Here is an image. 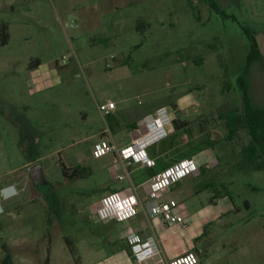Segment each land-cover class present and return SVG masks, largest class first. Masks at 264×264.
Returning a JSON list of instances; mask_svg holds the SVG:
<instances>
[{
	"label": "rangeland",
	"instance_id": "rangeland-1",
	"mask_svg": "<svg viewBox=\"0 0 264 264\" xmlns=\"http://www.w3.org/2000/svg\"><path fill=\"white\" fill-rule=\"evenodd\" d=\"M213 1L224 15L208 0H0V30L6 24L9 34L5 44L0 35V187L18 190L0 200V258L4 243L13 264H75L65 239L104 250L116 241L118 231L103 220L127 219L95 214L113 191L95 202L101 189L126 183L118 168L128 164L118 156L124 145L113 140L118 151L93 154L108 127L98 104L138 113L178 106L187 95L190 104L178 115L201 114L214 126L223 124L219 113L240 106L236 78L248 32L264 53V0ZM246 83L252 104L264 108V57L250 66ZM247 140L240 129L214 143L219 165L197 178L216 183L202 197L224 191L225 181L236 206L207 227L200 242L207 264H264V165L239 168ZM34 163L47 180L39 186L29 174ZM77 165L90 173L68 177ZM85 253L78 264L96 260Z\"/></svg>",
	"mask_w": 264,
	"mask_h": 264
},
{
	"label": "crops",
	"instance_id": "crops-1",
	"mask_svg": "<svg viewBox=\"0 0 264 264\" xmlns=\"http://www.w3.org/2000/svg\"><path fill=\"white\" fill-rule=\"evenodd\" d=\"M261 53L264 57V53L262 51ZM188 100L187 95H183L182 98L178 99L176 110L171 106L175 103L172 101L149 107L138 113L130 112L127 108L114 107L111 113L105 115L108 127L102 130V133H98L99 137L103 135L113 140L119 147L125 146L131 139L143 134L146 130L143 117L162 107L168 106L172 111L173 118L179 117L187 122L178 123L179 127L177 128L174 127L172 122L166 123L167 135L146 148L147 155L155 163L154 166L146 167L139 163H132L126 167L122 162H119L118 169L122 176L126 177V183L109 185L101 189L95 205H98L97 203H99L103 194L110 191H119L122 195L135 193L139 200L136 212L127 217V221L124 222L116 223L113 220H103L106 228L114 226L118 231L117 234L112 236L113 241H116L113 242L107 238V242H113L112 247L107 250H104V245L97 242H89L90 244L87 243L83 249L81 246L76 245L78 254L81 253L79 261L86 251L85 256H87V259L96 257V260H87L86 264H167L169 260L189 251L195 254L196 264H207L202 259L205 256V253L202 254V251H204L203 246H200L202 237L211 223L218 222L223 215L235 210L236 206L227 195H222L217 190L212 191V194L217 193V196L207 195L202 197V194H208L212 189L209 187L216 185V183L204 181L198 184L196 183L197 178L206 172H210L208 170H211V168H217L220 155L213 146H204L198 149H194V147L198 144L197 142L207 137L214 139L215 144H221L222 139L226 138L227 132L223 124L214 126L210 121H206L201 114L192 119L178 115L186 112L188 107L186 104H190ZM126 117L130 120L126 121ZM214 131H219L220 137L215 138ZM184 157H191L197 163L198 171L196 170L168 187L158 190L156 197L150 199V176L165 165ZM220 181L221 186L227 184L221 179ZM8 185L11 184L1 186L0 191ZM208 189L210 190L208 191ZM8 191L10 192L11 189L8 188ZM16 195H18V192L14 196ZM169 201L175 202L172 212L177 220L167 223L160 215H151L155 205L159 202ZM129 233H136L142 241L147 240L149 237L153 238L158 252L143 260H136L130 245L126 241Z\"/></svg>",
	"mask_w": 264,
	"mask_h": 264
},
{
	"label": "built area",
	"instance_id": "built-area-1",
	"mask_svg": "<svg viewBox=\"0 0 264 264\" xmlns=\"http://www.w3.org/2000/svg\"><path fill=\"white\" fill-rule=\"evenodd\" d=\"M61 62H64V58H62ZM97 107L100 114L105 116L111 113L115 104L113 101H107L98 104ZM172 118L171 109L167 110L165 107L156 110L154 113L145 115L143 117L146 127L145 132L131 139L130 143L120 148L118 154L120 160L125 161L128 164L127 167L132 163H139L142 166H151L153 164V159L147 155L146 148L167 135L165 124L170 123ZM101 138L93 149V154L96 156L103 155L110 150L114 151V149H116L111 140L107 138L104 140ZM197 168V163L189 157L181 159L160 172L155 173L149 179V198L153 199L156 197V192L158 190L196 171ZM118 178H122V174H119ZM1 199L0 196V200ZM138 202L139 200L135 193L122 195L119 191H113L101 198L100 206L97 210L95 209V214L100 219L121 221L136 212ZM174 205V201L159 202L152 209L151 215H160L164 221L172 223L177 220V217L172 212ZM126 240L136 260H143L158 252L156 243L151 237L142 241L136 233H129ZM196 262L197 258L195 254L187 251L169 260L167 264H196Z\"/></svg>",
	"mask_w": 264,
	"mask_h": 264
},
{
	"label": "trees",
	"instance_id": "trees-1",
	"mask_svg": "<svg viewBox=\"0 0 264 264\" xmlns=\"http://www.w3.org/2000/svg\"><path fill=\"white\" fill-rule=\"evenodd\" d=\"M208 5L210 6V8L217 10L220 13L224 12L219 8V6L213 0H208ZM0 35H1V43L3 44L7 43L9 34L7 31L6 24L3 25L2 29L0 30ZM248 36H249L248 37L249 49L246 54L245 65L236 78V83L241 93L240 106H234L233 108H230L224 112L219 113V118L223 122V126L227 132L226 139H228L229 141L233 139V137L238 133L240 129H243L248 137L246 144L242 146L240 151L242 156V162L240 163L239 168L246 166L251 167V165H254L255 168L260 169L262 165H264V108L252 104L248 96V85L246 83V75L250 69V66L254 62L258 61L260 58H262L263 55L255 39V31L248 32ZM171 106L176 110V105L174 103L171 104ZM171 122L174 124V127L177 128L179 127L178 123H185L187 121L180 119L179 117H175L172 119ZM214 142H215L214 139H210L207 137L206 139H202L201 141L197 142L198 144L195 145L194 149L202 148L204 146H212ZM22 150L24 152L27 151L25 148H23ZM35 155L36 153L29 156V159L34 158ZM184 158H189V157H184ZM181 159H178L177 161ZM175 162L165 165L160 170L154 172L152 175L171 166ZM154 164L155 163L153 161V164L151 166H146V167H152L154 166ZM61 165L64 167V163H61ZM87 173H90V169L87 166L77 165L72 167L69 173L66 174L70 178H79V177H84ZM222 187L225 188V190L219 192H221L222 195H228L229 190L227 189V185L224 184L222 185ZM217 195L218 194L216 193L213 196H217ZM263 230H264V225H263ZM65 242L68 246L70 254L73 256L76 255L75 264H78L79 256H78L77 247L75 246L73 247L69 239H65ZM1 246L3 250V255L0 258V264H13L12 255L8 251L7 247L5 246L4 243H2Z\"/></svg>",
	"mask_w": 264,
	"mask_h": 264
},
{
	"label": "water",
	"instance_id": "water-1",
	"mask_svg": "<svg viewBox=\"0 0 264 264\" xmlns=\"http://www.w3.org/2000/svg\"><path fill=\"white\" fill-rule=\"evenodd\" d=\"M29 174L35 185L44 184L45 178L41 163H34L29 167Z\"/></svg>",
	"mask_w": 264,
	"mask_h": 264
},
{
	"label": "clouds",
	"instance_id": "clouds-1",
	"mask_svg": "<svg viewBox=\"0 0 264 264\" xmlns=\"http://www.w3.org/2000/svg\"><path fill=\"white\" fill-rule=\"evenodd\" d=\"M8 188L11 189V191L9 192L8 191ZM18 190L17 188L11 184V185H8L6 187H3L0 191V196H1V200H7L9 199L10 197L14 196L15 194H17ZM3 212V208H2V204L0 203V213Z\"/></svg>",
	"mask_w": 264,
	"mask_h": 264
},
{
	"label": "flooded vegetation",
	"instance_id": "flooded-vegetation-1",
	"mask_svg": "<svg viewBox=\"0 0 264 264\" xmlns=\"http://www.w3.org/2000/svg\"><path fill=\"white\" fill-rule=\"evenodd\" d=\"M45 178V177H44ZM45 181L47 182V180L45 179ZM40 185V184H39ZM39 185H36V186H39Z\"/></svg>",
	"mask_w": 264,
	"mask_h": 264
}]
</instances>
